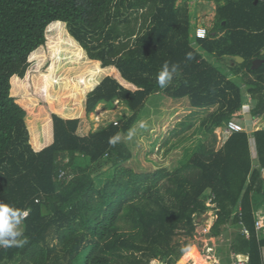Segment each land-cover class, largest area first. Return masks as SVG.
I'll list each match as a JSON object with an SVG mask.
<instances>
[{"label":"trees","instance_id":"16d2710c","mask_svg":"<svg viewBox=\"0 0 264 264\" xmlns=\"http://www.w3.org/2000/svg\"><path fill=\"white\" fill-rule=\"evenodd\" d=\"M190 1L0 0V211L14 225L18 210L29 212L16 243H0V264H177L190 246L177 238L194 237L211 194V237L239 229L231 255L264 264V129L252 136L258 166L247 132L218 150L201 146L171 171H136L127 145L109 143L161 92L213 110L201 123L208 133L245 125L246 94L250 118H264V64L252 69L264 61V0H214L206 39L195 36ZM67 45L93 64L65 70L56 89ZM165 62L179 67L160 88ZM117 100L132 114L95 130L90 115ZM102 161L114 172L97 186L90 167Z\"/></svg>","mask_w":264,"mask_h":264},{"label":"rangeland","instance_id":"374dc122","mask_svg":"<svg viewBox=\"0 0 264 264\" xmlns=\"http://www.w3.org/2000/svg\"><path fill=\"white\" fill-rule=\"evenodd\" d=\"M188 10L195 28L204 27L208 32L213 29L216 10L214 0H191L188 3ZM138 18L137 29L143 23L140 14ZM120 20H124V18H120ZM130 20L132 22L130 26L135 27L136 21L132 18ZM124 25L127 24L122 26ZM123 42L127 41L123 39ZM59 58L54 79L57 82L54 84L56 89L61 83L58 81V77L65 70L70 67L78 68L85 64H93L88 62L85 52L75 51L70 45L66 46ZM226 69L228 70V65H226ZM101 74L99 72L92 82L99 83L103 78ZM212 111L194 110L187 99L176 101L170 99L163 92L151 96L139 114L136 125L131 129L133 133L131 138L127 133L121 135L118 141L125 143L133 154V158L127 163V166L136 171H153L159 168L171 171L184 165L203 145L220 149L226 139L224 133L219 130L220 128L212 134L201 127L202 120ZM131 114L126 106L117 100L110 104H100L90 115V120L96 130L119 122L124 115L130 116ZM244 120L246 122L245 129L253 130V122H249V117ZM142 121L146 123V127L139 126ZM185 124L187 130L185 133H181ZM90 170L97 186H101L107 178L112 176L114 167L108 161H102L92 165ZM262 215L258 217H262L264 220V211ZM213 218L214 211L211 208L206 215L197 220L199 226L192 239L181 236L177 238V240L187 241L190 244L185 248L186 252L177 264H218L215 259L220 264H231V245L236 239L239 229L227 227L221 237L213 238L208 232ZM19 228L21 229L22 226ZM262 234H264V229Z\"/></svg>","mask_w":264,"mask_h":264},{"label":"clouds","instance_id":"9594fccd","mask_svg":"<svg viewBox=\"0 0 264 264\" xmlns=\"http://www.w3.org/2000/svg\"><path fill=\"white\" fill-rule=\"evenodd\" d=\"M199 35L203 36L204 33L203 31H201L199 33ZM188 59H191V54L189 53L187 56ZM164 70L159 72L157 75V84L159 85L160 88H166L168 86V84L172 81L173 79V73H177L178 72V65L176 64H172V69L171 71H169V63L165 62L163 64ZM141 128L146 127V123L145 122H141L139 125ZM133 135V133L130 131L129 132V138H131V136ZM120 139V137L117 135L113 138H110L109 143L110 144H115L116 142H118ZM7 212V208L5 207L3 211H0V237L4 236V235H8L11 234L12 236H16L18 234V231H13L14 228V224H10L9 223V218L6 215ZM26 215V212H22L20 210L17 211L16 215L13 217V220L16 223H21V218L23 216ZM0 243H6L7 246H11L14 242H3L0 241Z\"/></svg>","mask_w":264,"mask_h":264},{"label":"crops","instance_id":"0c3cea01","mask_svg":"<svg viewBox=\"0 0 264 264\" xmlns=\"http://www.w3.org/2000/svg\"><path fill=\"white\" fill-rule=\"evenodd\" d=\"M199 28V27H198ZM198 28H195L196 30L198 29ZM196 30H195V32H196ZM246 96V101H245V107H246V113H245V117L243 118V119H245V118H248L249 117V122H253V130H251V131H247V133L248 134H250V136H251V139H250V149H251V153H252V157H253V159H254V162H255V164L258 166V159H257V151H256V144H255V140H254V138L252 137L253 136V134L255 133V132H257L259 129H264V118H257V119H251L250 118V115H249V113L251 112V110L254 108V103H253V101H252V99H251V97L248 95V94H246L245 95ZM244 122H245V120H244ZM246 123V122H245ZM219 130H221V129H219ZM230 136H228L226 139H225V141H224V143L228 140V138H229ZM223 143V144H224ZM223 146V145H222ZM262 175H263V177H264V170H262ZM263 211H264V209H262V210H260L259 211V213H258V216H263L262 214H263ZM258 219H263L262 217H258ZM264 221V220H263ZM21 226V224L20 223H18V224H16V225H14V230L13 231H18V238H19V236H20V234H21V232H22V228L20 229L19 227ZM3 239H4V237H1L0 238V241H3ZM18 240V239H17ZM16 240V241H17ZM16 243V242H15ZM14 243V244H15ZM5 246V245H4ZM232 257H231V260H232V262H231V264H234V262H235V257H234V254H232L231 255ZM263 258H264V251H263ZM216 260V262L218 263V264H220L219 263V261L217 260V259H215ZM11 264H20V262L18 261V262H13V263H11Z\"/></svg>","mask_w":264,"mask_h":264},{"label":"built area","instance_id":"2783aa9c","mask_svg":"<svg viewBox=\"0 0 264 264\" xmlns=\"http://www.w3.org/2000/svg\"><path fill=\"white\" fill-rule=\"evenodd\" d=\"M203 31L204 35L201 36L199 35V33ZM195 36L196 38L198 39H206L207 36H208V30L204 27H199L196 32H195ZM115 125H117V122L114 123ZM221 131L224 133V135L226 136V138L228 136H231L232 134H235V133H243V132H247V130L245 129V126L242 125L241 123L237 122V121H231V122H228L225 127L223 128H220ZM65 178V174L64 173H61L60 175V179H64ZM214 199V195L211 194L210 195V198L208 199L207 201V204L211 207V208H214L213 204H212V201ZM28 211H26V215L23 216L21 218V220H24L27 218L28 216ZM210 229L211 227L208 228V232H210ZM256 229L257 231H261L264 229V221L261 220V219H258L257 220V223H256ZM244 234L249 237V233L248 231L244 230ZM235 257V256H234ZM234 264H248L246 260H240V261H236L234 262Z\"/></svg>","mask_w":264,"mask_h":264},{"label":"water","instance_id":"95a60500","mask_svg":"<svg viewBox=\"0 0 264 264\" xmlns=\"http://www.w3.org/2000/svg\"><path fill=\"white\" fill-rule=\"evenodd\" d=\"M236 61L238 63H242L244 61L243 58L241 57H236ZM262 64H264V61L263 60H256L253 62V66H252V69L253 70H256L258 69ZM18 239V234L16 236H12L11 234H8V235H5L4 239H3V242H16V240ZM13 243V244H14ZM5 246H7L6 243H3ZM12 244V245H13Z\"/></svg>","mask_w":264,"mask_h":264},{"label":"bare ground","instance_id":"6f19581e","mask_svg":"<svg viewBox=\"0 0 264 264\" xmlns=\"http://www.w3.org/2000/svg\"><path fill=\"white\" fill-rule=\"evenodd\" d=\"M121 109V108H120Z\"/></svg>","mask_w":264,"mask_h":264}]
</instances>
